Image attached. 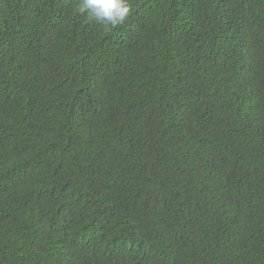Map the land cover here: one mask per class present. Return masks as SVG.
Listing matches in <instances>:
<instances>
[{"label": "trees", "instance_id": "obj_1", "mask_svg": "<svg viewBox=\"0 0 264 264\" xmlns=\"http://www.w3.org/2000/svg\"><path fill=\"white\" fill-rule=\"evenodd\" d=\"M0 0V264H264V0Z\"/></svg>", "mask_w": 264, "mask_h": 264}, {"label": "clouds", "instance_id": "obj_2", "mask_svg": "<svg viewBox=\"0 0 264 264\" xmlns=\"http://www.w3.org/2000/svg\"><path fill=\"white\" fill-rule=\"evenodd\" d=\"M87 22L115 28L127 20L131 8L129 0H79L75 9Z\"/></svg>", "mask_w": 264, "mask_h": 264}]
</instances>
